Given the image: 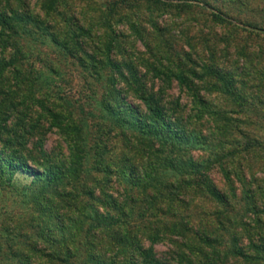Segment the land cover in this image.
Returning <instances> with one entry per match:
<instances>
[{"label": "trees", "instance_id": "1", "mask_svg": "<svg viewBox=\"0 0 264 264\" xmlns=\"http://www.w3.org/2000/svg\"><path fill=\"white\" fill-rule=\"evenodd\" d=\"M223 1L0 0V189H30L14 224L33 230L11 240L18 264H264V189L242 127L263 67L240 33L257 27ZM39 42L99 77L71 100L63 77L41 79ZM51 131L65 150L45 148Z\"/></svg>", "mask_w": 264, "mask_h": 264}, {"label": "rangeland", "instance_id": "2", "mask_svg": "<svg viewBox=\"0 0 264 264\" xmlns=\"http://www.w3.org/2000/svg\"><path fill=\"white\" fill-rule=\"evenodd\" d=\"M105 1L106 0H96L99 6L103 5ZM231 1L224 0L221 4L218 2H214V4L226 10V12H229L232 17H239L254 21L257 27V29H252L250 31L251 33L244 31L240 33L241 44L243 47H248L244 48V51H247L246 49L252 51V54L254 55V63H257V69H261L263 67V69L259 70V72L252 74L253 77L247 81L246 89H248V92L252 95V100H250L252 101V104L248 109L249 122L247 124L242 123V127H247L256 141L253 154L250 156L253 165L254 176L256 177L253 187L256 188L258 185H262V188L264 189V0H244L247 2L246 5H239L238 3L232 4ZM96 28L97 33L101 31L100 26H97ZM116 28L120 29L124 33L126 31L122 24H117ZM119 39L122 41L127 39L126 41H128L127 37H121V35ZM127 44L128 43L125 45L128 47ZM35 45L37 47H35L36 51L34 54L41 52V54H43L45 57V60L52 59L57 61L58 65H60V74L58 73L59 76H56L49 72L45 60L41 61L34 57V59L37 60L36 65L38 66L41 73V79L43 80L46 76H49L52 82L51 84L54 86L55 84L60 85L61 80L58 77H63L64 83L61 85L62 91L68 93L71 100L79 97V92L82 91V86L80 85L82 77H99L97 74L88 76L81 66H77L76 64L71 65L56 53V47L51 45L49 42H47V44L39 42ZM136 45L140 49H144L139 40H137ZM230 52L232 53V49H229V53ZM226 53H228V51ZM229 55L230 54L224 56L226 59H234V57H230ZM239 60V64L240 62L242 64V61L245 60V56L242 55ZM241 77L244 76L242 75ZM101 83L102 82L100 81H96L93 85V89L96 91V98H98L100 94L99 85H101ZM91 91L92 90L89 89L87 92L90 93ZM173 91L177 93L178 88L175 87ZM132 100L135 103L141 104L136 99L132 98ZM246 119L248 118H245V121ZM47 135L48 137L44 146L48 151H58L59 148L65 150V144L57 132L51 131L48 132ZM212 176L216 182L223 184V179L218 172L212 171ZM115 187L119 191H122V187L120 185L115 184ZM29 193L28 190L19 192V190L12 189L10 187L0 189V264H18V260L13 257L9 249L11 245L15 246L12 244L13 242L11 240L13 238L23 240L21 237L22 235L30 236V234L33 232L30 227L25 228V230H22L21 228L16 230V225L14 224L17 223L16 218H24L27 216L29 206L28 199L26 197ZM155 248L161 252L166 250L167 244L166 242L159 243L155 246Z\"/></svg>", "mask_w": 264, "mask_h": 264}]
</instances>
